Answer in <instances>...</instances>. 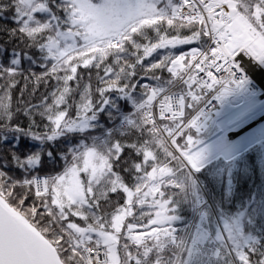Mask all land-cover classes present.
<instances>
[{"label":"snow or ice","instance_id":"obj_1","mask_svg":"<svg viewBox=\"0 0 264 264\" xmlns=\"http://www.w3.org/2000/svg\"><path fill=\"white\" fill-rule=\"evenodd\" d=\"M6 14L9 35L40 53L43 71L0 65V139L60 143L46 160L0 157V264H181L172 250L191 249L171 226L173 194L204 151L191 130L208 92L221 100L243 86L246 67L264 66V0H0ZM41 81L47 94L33 103ZM113 94L131 111L91 135L99 113L118 112ZM186 108L195 114L185 123ZM216 239L229 264H264L231 225Z\"/></svg>","mask_w":264,"mask_h":264},{"label":"trees","instance_id":"obj_2","mask_svg":"<svg viewBox=\"0 0 264 264\" xmlns=\"http://www.w3.org/2000/svg\"><path fill=\"white\" fill-rule=\"evenodd\" d=\"M44 18L41 17V19ZM0 26H3L0 28V65L7 66L12 59H18V67L22 73H41L43 69L40 66L42 63L40 53L35 48H25L15 37L9 35L8 29L14 28L15 24L8 14L0 17ZM179 47L188 50L189 46ZM173 51L179 54L178 49ZM162 52L163 50H157L151 57L146 58L144 63L147 64L153 59L158 60L159 54ZM157 74L164 77L168 76L166 70ZM86 79L87 74L85 73ZM22 86L23 79L21 78L20 84L14 89V97L19 96V88ZM31 87L30 84L28 86L29 92ZM48 87H51V82H49ZM46 94L45 84L41 81L32 102L35 103L41 95ZM27 98L28 93L26 92L24 99L27 101ZM112 100L118 112L106 109L99 113L97 119L93 122L95 130L91 135L100 136L106 131L113 130L119 125L122 114L131 111V105L127 100L120 99L115 94L112 95ZM13 104L15 105V99ZM72 114H75L74 109ZM110 115L112 118H110ZM17 123L23 126L26 125V120L18 117ZM218 127V119H216L203 134H198L195 131H191V134L194 139L199 140L201 146L219 133L220 129ZM177 141L181 145L184 144L186 135L180 137ZM59 143V141L54 142L52 145L41 143L21 133L8 131L3 134V139H0V157L6 158L10 151L15 152L21 158L40 152L42 160H46L47 157L43 155V152L53 150L55 145ZM236 158L233 160H226L223 157L213 158L201 164L199 171H193L194 179L198 183L197 187H202L206 200L210 205L206 211L208 232L212 238L210 245L218 246L219 250L223 247L222 241H217L216 236L224 224H229L233 227V230L237 231L240 239L247 246L254 247L258 253L264 254V141L252 144ZM228 181L231 182L230 189L227 187ZM191 182L190 175L187 173V180L182 191L173 194L175 197L173 200L175 209L173 215L176 219L171 222V226L176 230L178 242L183 240L189 222L193 218L194 199L191 192ZM195 195L197 198H201L203 192L197 191ZM145 211H148V209L146 208ZM172 251L175 252L173 256H176L178 250L173 249ZM225 255L226 252L220 253L216 260L210 264H229L230 257L225 260Z\"/></svg>","mask_w":264,"mask_h":264},{"label":"rangeland","instance_id":"obj_3","mask_svg":"<svg viewBox=\"0 0 264 264\" xmlns=\"http://www.w3.org/2000/svg\"><path fill=\"white\" fill-rule=\"evenodd\" d=\"M261 66L260 64H258ZM264 68V66H261ZM264 113V100L259 102L258 95L257 96H248L245 95L241 97L238 102H233V107L224 103L223 111L218 116V124H219V133L214 135V138L209 142L200 146L197 145L198 149H203V158L201 160V164L206 161H210L211 159H215L217 157H223L226 160H233L238 157L243 150L249 148L254 143H259L264 141V126L256 128L250 131L248 134L237 138L234 142L226 143L224 135L229 131H234L240 128L241 126H245L249 124L253 119L260 116ZM237 159V158H236ZM197 182L195 179L191 182V190L194 189V193L203 192L201 186L197 187ZM198 189H197V188ZM228 189L231 187V182L227 183ZM227 189V190H228ZM193 194V193H192ZM197 195V194H196ZM206 197V196H205ZM199 200V198H197ZM196 199V200H197ZM206 201V199H204ZM207 205L201 209L200 212H203V216L206 215ZM194 215V214H193ZM197 218L195 220V224H197ZM199 225L203 227V229L208 232V222L206 218V222L202 219L199 222ZM220 232V231H219ZM210 234V233H209ZM197 237V233L195 229H192L189 232L188 237L183 238L182 242L185 249L190 248L191 254L189 255L185 251H177V256L181 259V264H210L212 261L216 260L219 256L218 246H213L212 244L209 247H206L200 253L201 246L197 243L195 245L192 244V240ZM210 238V235H209ZM212 238H210V241ZM209 241V242H210ZM185 242V243H184ZM208 246V244H207ZM180 253V254H178Z\"/></svg>","mask_w":264,"mask_h":264},{"label":"built area","instance_id":"obj_4","mask_svg":"<svg viewBox=\"0 0 264 264\" xmlns=\"http://www.w3.org/2000/svg\"><path fill=\"white\" fill-rule=\"evenodd\" d=\"M247 59V58H246ZM203 75V74H201ZM245 78V83L242 87L236 88L233 87L232 91L224 96L221 100H217L214 97L216 96V91L208 92L204 100L201 102V109L203 110V114L200 116L198 124H199V132L198 134L204 133L211 125V123L217 118V116L222 112V106L224 104V101L231 100V101H238L245 92L249 94H257L258 92H261V96L259 100L264 99V84L257 85L255 84L256 81H253L251 78L246 77L245 74H242ZM188 112V115L185 117H182L181 120H183L185 123L187 120L191 119V117L195 114L191 109H185V113ZM157 122H160L161 118L159 115L156 117ZM121 121H119L120 124ZM264 126V114L261 116L253 119L248 125H245L244 127H241L240 129L236 131L227 132L224 136L225 142L230 143L234 142L237 138L244 136L248 134L250 131ZM194 131V129H192ZM187 133L188 130H185ZM196 132V131H195ZM166 135V134H165ZM184 134H181L180 136H177L176 139L178 140L180 137H183ZM206 199L205 196L200 198L199 200L195 198V212L194 217L197 218V224L194 225L192 222H190L188 231L186 234V238L189 235V232H191L192 229H195L197 236H203V239L197 240L198 243L201 246L200 253L202 250H204L207 246V244L210 241L209 238V232H206L201 225H199L200 220L202 219L204 222L206 221L205 216H203V212H200L201 209H203L206 205L209 206L208 201H204ZM185 243V242H184Z\"/></svg>","mask_w":264,"mask_h":264},{"label":"bare ground","instance_id":"obj_5","mask_svg":"<svg viewBox=\"0 0 264 264\" xmlns=\"http://www.w3.org/2000/svg\"><path fill=\"white\" fill-rule=\"evenodd\" d=\"M242 74H245L246 77H249L253 81H256L255 84L257 85L264 84V68L259 66L258 64L253 63V65H251L250 67H246L243 70Z\"/></svg>","mask_w":264,"mask_h":264},{"label":"water","instance_id":"obj_6","mask_svg":"<svg viewBox=\"0 0 264 264\" xmlns=\"http://www.w3.org/2000/svg\"><path fill=\"white\" fill-rule=\"evenodd\" d=\"M254 63V62H253Z\"/></svg>","mask_w":264,"mask_h":264}]
</instances>
